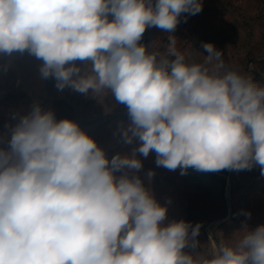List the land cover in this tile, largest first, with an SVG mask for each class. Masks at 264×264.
Listing matches in <instances>:
<instances>
[{"label":"clouds","instance_id":"9594fccd","mask_svg":"<svg viewBox=\"0 0 264 264\" xmlns=\"http://www.w3.org/2000/svg\"><path fill=\"white\" fill-rule=\"evenodd\" d=\"M202 8V0H0V53L27 50L58 90L110 92L128 110L125 143L141 142L109 160L70 119L39 105L21 117L0 148V264H264V225L245 226L210 256L185 252L199 246L201 225L165 224L167 207L139 176L114 174L139 172L136 153L154 151L157 166L181 175L259 166L264 176V87L225 70L210 42L204 63L188 62L171 35L182 14ZM148 27L170 34L166 55L139 43Z\"/></svg>","mask_w":264,"mask_h":264},{"label":"rangeland","instance_id":"374dc122","mask_svg":"<svg viewBox=\"0 0 264 264\" xmlns=\"http://www.w3.org/2000/svg\"><path fill=\"white\" fill-rule=\"evenodd\" d=\"M202 4L198 14L184 13L179 18L171 33L177 50L190 63H204L203 44L210 42L221 51L225 70L237 71L264 87V0H202ZM169 36L148 27L139 43L149 53L164 56ZM42 63L27 50L0 53V148H7L20 118L39 105L43 111L51 110L57 120L76 122L109 160L116 154L131 156L141 142L136 138L128 144L123 139V130L131 123L127 107L110 92L96 96L92 90H58L53 77L42 76ZM75 63L87 66L86 62ZM136 158L142 162L139 172L121 169L114 174L139 176L156 201L167 207L165 224L184 220L201 225L196 237L199 246L189 245L185 252L210 256L222 245H234L245 226L251 231L264 225V176L259 166L218 172L189 168L181 175L179 168L157 166L154 151L147 157L137 152Z\"/></svg>","mask_w":264,"mask_h":264}]
</instances>
